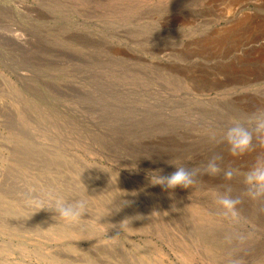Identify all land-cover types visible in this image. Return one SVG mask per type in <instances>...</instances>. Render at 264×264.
I'll use <instances>...</instances> for the list:
<instances>
[{"label": "rangeland", "instance_id": "obj_1", "mask_svg": "<svg viewBox=\"0 0 264 264\" xmlns=\"http://www.w3.org/2000/svg\"><path fill=\"white\" fill-rule=\"evenodd\" d=\"M263 35L264 0H0V264H264V134L222 142L264 110ZM174 165L195 183H150Z\"/></svg>", "mask_w": 264, "mask_h": 264}, {"label": "clouds", "instance_id": "obj_2", "mask_svg": "<svg viewBox=\"0 0 264 264\" xmlns=\"http://www.w3.org/2000/svg\"><path fill=\"white\" fill-rule=\"evenodd\" d=\"M264 134V110H257L246 118L242 123L234 121L224 133L222 142L228 146L230 155L239 157L251 150L254 137ZM215 139V133L212 134ZM221 159L219 156L211 158L205 168L204 174L217 176L222 174L225 181H230L234 175L239 174L237 169H222L217 163ZM175 166V165H174ZM151 176L150 183L161 185L172 190L177 187L187 189L195 183V177L200 174L199 169H189L184 166H175V171L168 176H161L158 172ZM243 183L246 191L245 195L251 200L264 198V156L258 155L253 166L243 173ZM230 185H224L223 191L217 192L216 203L222 210L224 216L236 217L238 205L241 203L239 197H234ZM53 211L59 219L74 222L85 213V201L76 200L68 203L64 200H56L47 209Z\"/></svg>", "mask_w": 264, "mask_h": 264}, {"label": "bare ground", "instance_id": "obj_3", "mask_svg": "<svg viewBox=\"0 0 264 264\" xmlns=\"http://www.w3.org/2000/svg\"><path fill=\"white\" fill-rule=\"evenodd\" d=\"M263 40H264V35H263Z\"/></svg>", "mask_w": 264, "mask_h": 264}]
</instances>
